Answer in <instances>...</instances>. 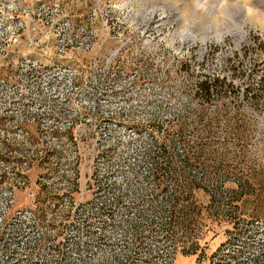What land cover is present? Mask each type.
Returning a JSON list of instances; mask_svg holds the SVG:
<instances>
[{"label": "rangeland", "instance_id": "1", "mask_svg": "<svg viewBox=\"0 0 264 264\" xmlns=\"http://www.w3.org/2000/svg\"><path fill=\"white\" fill-rule=\"evenodd\" d=\"M205 77L232 85L204 104ZM104 201L108 237L79 253ZM173 208L178 244L198 254L171 264L264 251V0H0V264H58L60 240L63 264H114L139 210L157 224ZM27 243L41 254L26 259Z\"/></svg>", "mask_w": 264, "mask_h": 264}, {"label": "trees", "instance_id": "2", "mask_svg": "<svg viewBox=\"0 0 264 264\" xmlns=\"http://www.w3.org/2000/svg\"><path fill=\"white\" fill-rule=\"evenodd\" d=\"M236 71H239L237 68L235 69ZM231 82L227 81L226 77H205L200 79L199 81L196 82L195 85V93L198 94L202 100V102L204 104L209 103L210 101H212L213 99H215L217 97V94H219L222 90L223 91H228L230 89L231 86ZM177 129H181L180 127H177ZM207 149H211V146L207 145V146H202L200 148V152L201 153H206ZM38 160V159H37ZM211 166V165H210ZM221 170H223L224 172L227 171V167L225 164L221 165ZM152 170H153V174H154V180H155V189L162 190L166 181V178H164V173H162L160 171V165L155 162L152 166ZM29 177V176H28ZM184 182L187 184L190 182V180L183 178ZM226 181L223 180V182ZM243 182L247 183V180L243 179ZM72 185V184H71ZM71 189L69 190V194L72 195V191H76L77 189L75 187H78V184H73V186H70ZM115 188V187H114ZM44 189L46 190V194L48 193H54L52 191V186L48 185V184H44ZM40 192L38 193V200L40 199L39 197ZM115 199L117 202L116 203H121L123 202L124 199V194H120L117 195L115 194ZM45 207H50V205H47V201H46V196L43 198ZM186 204H188V202H186ZM111 206V205H110ZM112 207V206H111ZM236 207H241L238 204H236ZM86 211V210H85ZM108 208H107V203L106 201H104V203L102 205H97L94 209H92L90 212H88L87 214H85V218L83 219V221L85 222V224L81 227H78V230L80 231L81 235L78 236L80 237L75 243L76 245V251L78 250L79 253H83L84 254V249L88 248V243L90 240H93V244H95V246H99V243H101L102 241H104L108 236L105 233V225H106V221H105V214H107ZM138 211V210H137ZM161 216H162V209H159ZM182 211L184 213H186L188 215L189 213V208L184 206L182 208ZM113 212V210H112ZM112 212L108 211V215H112ZM178 212H180L178 210ZM224 212V210L219 207L218 212H217V217L218 219H221L224 215H222V213ZM175 214H176V210L175 208H173L170 212H169V222H159L157 224L154 223V221L148 217H150L149 212L147 210H139L138 211V216H142V217H146V223L144 225L141 226V223L139 222H129V228H127V231H131L134 237V244L132 246L131 249H133L132 251L130 250L127 255L125 257H121L122 259H118V262H115L114 264H171L173 259L175 258V254L178 251H181V253H183L184 255H196L198 254V240L193 241H189V242H185L184 244H178L180 243V241L178 240V237H176L175 235L178 234L179 231V227H177L178 224V220L174 219L175 218ZM44 213L42 211V213L40 215L35 216V222H40L43 223V216ZM68 219H66L64 221V225L65 223H68V221H70L73 216H71L70 211L67 213L66 215ZM137 216V215H136ZM137 216V217H138ZM198 217L196 215H192L191 218H185L186 221L184 223V226H186V223L188 221H191L193 223V225H197L198 224ZM37 222L35 223L37 225ZM177 222V223H176ZM236 229H239V226L236 225L234 223ZM141 227V229H140ZM145 231H148L149 234L147 236H142L143 233ZM89 236V238H87V236ZM82 236V237H81ZM237 236H240V233H236L234 235V238H236ZM150 237L152 239V242H154V245H150L147 242V238ZM87 238V239H86ZM86 239V240H85ZM62 240H60V243H57L56 246H54V249L56 251H59V255L57 256V263L58 264H63L66 260H67V250L65 248V243L61 242ZM172 243V244H170ZM176 243V245H175ZM187 243H189V245H187ZM175 245V246H174ZM263 245H264V241H263ZM167 247H171L169 249H167ZM176 247V249L174 248ZM181 247V248H180ZM178 248V249H177ZM73 247H70V250L72 251ZM165 249H167L165 251ZM52 250V251H55ZM16 254H18V252L14 249L13 250ZM24 251L29 252L30 254L25 256V258L27 259L29 256H36L41 254L40 252V246L38 243L35 244V246H30L28 243L26 244V246L24 247ZM89 251V249H88ZM15 253H13V255H15ZM27 254V253H26ZM218 255H220V258L222 260H220L218 263L219 264L221 262V264H242L239 260V254H233L231 256H227L226 252H222V253H216ZM115 260H117L116 255H114ZM112 258V256H111ZM85 259V258H84ZM86 260V259H85ZM112 260H114L112 258ZM167 260H169L170 262H168ZM103 261V259H101V261L98 262V264H102L101 262ZM165 261V263L163 262ZM252 264H264V251L263 252H259L257 254H255L252 258H251ZM26 264V263H24ZM82 264H87V262H83ZM111 264V263H110Z\"/></svg>", "mask_w": 264, "mask_h": 264}, {"label": "built area", "instance_id": "3", "mask_svg": "<svg viewBox=\"0 0 264 264\" xmlns=\"http://www.w3.org/2000/svg\"><path fill=\"white\" fill-rule=\"evenodd\" d=\"M80 47V46H79ZM168 262H170L169 260H167ZM164 263H165V261H164Z\"/></svg>", "mask_w": 264, "mask_h": 264}]
</instances>
